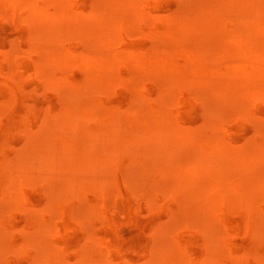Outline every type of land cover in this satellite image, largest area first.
I'll return each mask as SVG.
<instances>
[{"label":"bare ground","instance_id":"6f19581e","mask_svg":"<svg viewBox=\"0 0 264 264\" xmlns=\"http://www.w3.org/2000/svg\"><path fill=\"white\" fill-rule=\"evenodd\" d=\"M171 1L173 6L159 10L160 0H0L14 25L7 42L11 48L0 52V64H13L6 77L20 82L18 93L8 96L0 83V112L13 98L25 106L23 116L9 123L0 139V264H264V168L249 190L228 198L229 209L240 216V232L248 238L244 245L230 244L216 215L221 194L217 165L226 141L195 131L192 139H208L203 142L207 151L190 152L186 160L140 147L185 138L171 126L165 109L153 111L148 81L164 94L191 78L213 93L200 106L229 101L264 106V0ZM143 18L154 27L141 28ZM141 32L148 33L147 44L127 42L126 35ZM67 38L75 45L65 46ZM32 66L28 82L60 87L59 97L48 105L27 91L25 77ZM75 66L84 69V84L100 82L108 94L111 82H124L127 99L107 102L119 106L122 115L112 107L103 117L95 114L99 124L94 128L78 130L82 120L76 106L94 104L77 101L70 71ZM42 106L57 107L56 113ZM207 120L216 130L225 128L209 115ZM251 123L259 135L249 149L239 139L230 142L245 156L241 162L247 169L264 164V117ZM97 137L113 144L96 146L92 141ZM72 144L78 169L89 172L111 164L115 172L112 185L94 189L100 196L96 201L82 197L67 202L75 192L71 184L49 181L52 160ZM44 179L45 197L30 208L21 193ZM160 197L170 206H160ZM142 199L148 223L123 239L114 236L111 226H105L110 208L124 205L136 211ZM15 207L24 215L17 226L7 225ZM62 210L71 212L76 227L70 242L58 240L55 232V215ZM195 221L204 227L200 239L179 242L178 225ZM13 228L20 232L17 239L10 235Z\"/></svg>","mask_w":264,"mask_h":264},{"label":"rangeland","instance_id":"374dc122","mask_svg":"<svg viewBox=\"0 0 264 264\" xmlns=\"http://www.w3.org/2000/svg\"><path fill=\"white\" fill-rule=\"evenodd\" d=\"M0 4H3L0 2ZM173 6L171 0H160L159 10H164L166 7ZM144 19V18H143ZM153 21L149 19L140 20L141 28L148 27L152 29ZM153 25H156L154 22ZM14 29L13 23L9 21L8 15L5 14V10L0 5V52L7 51L11 47L7 44L12 31ZM124 35V34H123ZM127 42L136 45H145L150 41L148 33H136L126 35ZM124 38V39H125ZM65 46H74V39L67 38L63 42ZM0 64V83H5L6 91L4 96L17 94L18 88L20 87V82L12 80L11 78L6 77V72L12 71L13 64ZM123 71L126 70L124 66L121 68ZM72 80L76 87L78 88V100L77 101H88L93 106H76V111L81 110L79 114L80 124L78 130L82 129H91L99 124V121L95 119V114L100 113V116L103 117V112L109 111L112 107V110L116 115H122V109L119 106H107L109 101H124L127 99L129 92L127 86L124 82L120 80H114L111 82L109 87L110 94L106 93L103 89V86L100 82H95L93 85L84 84L85 71L79 66L72 67L70 69ZM33 74L30 69L25 77V82H28L27 78H30ZM189 75V74H187ZM27 91H32L36 94L37 101L48 105L51 102L55 101L60 95V87H44L40 84L39 81L33 80L27 83ZM147 88L150 91V102L153 105V111H156L159 108L165 109V115L169 122L173 123V127L183 131L185 138L183 136H174L170 137L165 141H160L159 145L154 143L147 142L141 144L140 147L146 150H153L157 152L162 157H167L170 155L172 159L186 160L190 152L204 153L206 148L204 147V141L214 137H220L225 140V147L223 148V153L221 156L222 163L220 162L217 165V169L220 171V177L217 178V181L221 186V194L218 197V206L220 209L217 211L221 219V229L226 230L228 235V240L230 244H239L244 245L248 242V238L243 235L241 230V219L237 212L229 209V197H233L238 193L245 192L250 189V185L255 182L256 175L259 171L264 168V164L261 162H256L247 169L242 165L241 153L235 151L233 146L230 144L233 139L236 141L239 139L245 144V147H250L256 140L259 135L258 126L252 124L258 120L263 119L264 117V106H243L237 104L233 101L220 103V106H200L205 104L209 98H212L213 93L211 90H208L204 85L195 83L191 78H184L182 82L175 83L174 86H170L164 94L159 92V86H156V83L153 81L147 82ZM3 101L2 96L0 95V101ZM97 101V102H96ZM199 103V105H198ZM208 103V102H207ZM28 107V106H27ZM42 107H53V106H42ZM115 107H118L117 109ZM25 106L21 105L19 100L14 98L11 100L9 106H7L3 111L0 112V139L4 134H6V129L9 123L13 122L15 119L21 118L23 116V109ZM115 108V109H114ZM57 107H53V113H56ZM209 111V112H208ZM208 112V113H207ZM85 114L87 117L84 118ZM225 123V128L216 130L215 126L212 123H209L207 117ZM105 122V121H104ZM252 122V123H251ZM254 125V128L249 124ZM109 128H114L111 125L112 123L105 122ZM110 124V125H109ZM195 131H201L204 133V136L208 139L201 141L192 139L195 135ZM191 137V140L188 138ZM103 137H97L94 139L93 144L96 146H105L108 147L112 142L102 139ZM228 142V143H227ZM244 145V144H243ZM242 145V146H243ZM248 147V149H249ZM243 148L240 147V151ZM247 150V149H246ZM76 148L73 146L68 149H63L59 151L58 156L51 162V171L52 176L49 181H68L71 186L75 189V192L68 197L67 202L73 203L76 198H88L91 201H96L100 196L97 195V190H102L109 183L112 185L110 180L115 177V172L110 168L111 164L108 166H100L96 169H91L89 172L82 171L76 166ZM238 152V153H236ZM249 156V155H248ZM251 157V156H249ZM92 177V178H91ZM48 179H44L38 185H30L24 188L21 193L23 201L30 208H35L42 198L45 197V185L48 183ZM94 185L93 188L89 187ZM264 199V198H263ZM160 206L168 207L170 202H166L161 197L159 198ZM131 207V206H130ZM147 207L146 200L142 199L140 205L137 206L136 211L133 209H128L124 205L116 207L113 205L110 210L107 212L108 219L106 220V227L112 229L114 236L118 238H125L126 236L138 233L141 228L148 223V218L145 217ZM23 209L15 207L9 210L10 221L7 225L17 226L18 222L23 217ZM45 219H49V213H44L42 215ZM56 221L58 225L56 226V235L58 240H68L69 242L73 238V235L76 233V227L74 226L72 220V214L68 210H62L59 212V215ZM55 221V222H56ZM178 228V229H177ZM176 228V236L178 241L183 243H196L201 234L204 232L203 224L199 221L193 223H182ZM10 235L17 239L20 236V232L17 228H13ZM228 244V245H230ZM226 245V246H228Z\"/></svg>","mask_w":264,"mask_h":264}]
</instances>
